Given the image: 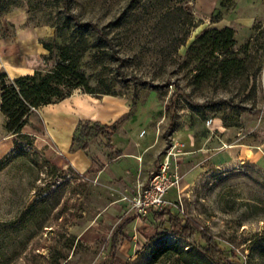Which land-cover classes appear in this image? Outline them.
<instances>
[{
    "label": "rangeland",
    "instance_id": "obj_1",
    "mask_svg": "<svg viewBox=\"0 0 264 264\" xmlns=\"http://www.w3.org/2000/svg\"><path fill=\"white\" fill-rule=\"evenodd\" d=\"M180 5L178 0H70L81 20L97 23L113 40L124 58L121 77L107 44L68 18L61 0H0V35L11 32L13 24L5 18L13 12H22L27 25L56 26L47 38L52 53L42 56L37 68L51 69L61 50L79 57V69L96 95L108 91L138 105L133 127L148 130L141 141L154 132L152 147L141 153L118 127L113 139L122 149L118 157L106 138H88L93 164L79 172L53 159L43 122L37 109L31 110L19 146L0 158V264H214L198 250V235L172 230L150 213L144 221L128 220L140 186L169 152L168 165L179 183L167 198L179 213L238 264H264V166L229 161L219 150L239 143L264 150V33L257 34L264 31V0H219L211 21L228 18L232 48L245 59L243 73L229 78L211 65L195 75L199 61L187 56V46L205 27L200 29L193 0L185 4L189 17ZM80 92L84 86L71 91Z\"/></svg>",
    "mask_w": 264,
    "mask_h": 264
},
{
    "label": "trees",
    "instance_id": "obj_2",
    "mask_svg": "<svg viewBox=\"0 0 264 264\" xmlns=\"http://www.w3.org/2000/svg\"><path fill=\"white\" fill-rule=\"evenodd\" d=\"M61 1L63 12L68 18L73 19L78 26L90 27L97 33L98 38L102 39L105 44H107L111 56L117 61L116 72L123 77L124 71L121 69V66L124 63V58L116 50L113 40L97 25V23L91 20H81L79 16L70 9V0ZM178 2L181 4L179 9L183 10L184 15H190L185 7L187 0H178ZM216 13L217 10L210 15V19H212ZM189 19L191 20V16ZM50 25L53 26L56 31V26ZM187 29L186 32L188 31ZM258 33L263 35L264 31H260L259 29L257 34ZM233 35V29L230 26L224 25L223 27H205L194 36L187 46V56L199 61V71L195 74L196 76L204 75L203 71H206L208 68L207 65L213 66V72L216 74L219 73L221 77L225 78L240 76L243 73L245 69V59L238 56L237 50L232 48L235 43ZM183 41L184 37H182L180 42L183 43ZM42 43L47 50L44 55H51V42L43 40ZM249 44L250 42H246L244 46L247 47ZM262 47H264L263 44ZM78 59L79 57L61 50L52 68L45 72L37 68L33 73L20 74L10 80L6 79L7 74L5 72H0V111L6 118V130L14 137V149L19 146L17 137L23 134L21 130L28 122L31 110L37 109L48 103L57 102L69 96L72 89L76 86H84L85 92L96 95V91L88 85L84 73L79 69ZM131 79L140 83L150 82L147 79L137 76H132ZM174 85V92L176 93L179 88L176 84ZM104 93L112 94L108 91ZM120 121L121 120H116L110 124H104L97 121L80 120L75 127L70 149L73 150L78 147L88 152V138L97 136L106 138L107 146L112 147V137ZM169 127L170 129L173 127V122L170 123ZM167 135L168 133L165 134L166 139ZM120 153L119 149L114 150L115 155ZM100 168L101 167H99L98 170ZM150 214L154 220L167 221L170 229L178 231L181 234L187 236L191 234L198 235L200 240L197 247L198 250L214 264H238L231 256L223 252L216 240L208 237L204 232L198 229L195 224H192L188 217L182 216L178 208L175 207V204L164 206L160 210L151 211ZM135 217L136 216L132 214L128 216V220L132 221ZM138 218L141 221L145 219L144 216ZM113 247L114 243L111 244V248Z\"/></svg>",
    "mask_w": 264,
    "mask_h": 264
},
{
    "label": "crops",
    "instance_id": "obj_3",
    "mask_svg": "<svg viewBox=\"0 0 264 264\" xmlns=\"http://www.w3.org/2000/svg\"><path fill=\"white\" fill-rule=\"evenodd\" d=\"M197 12L201 15V28L222 27L227 25L228 18L220 17L219 21H211L210 15L217 10L219 0H193ZM13 24L11 32L0 35V72H5L9 77L20 74L33 73L42 56L47 52L42 41L47 40L54 32L50 24L27 25L22 12H13L5 18ZM138 105H131L128 98L115 95H93L80 92L71 93L69 96L53 103H48L37 108V114L43 122L44 135L51 143L50 153L54 160L60 163H70L77 171L86 172L92 164V159L83 149L76 147L71 150V140L77 123L82 120L97 121L110 124L121 120L118 127H122L134 141L137 152L143 153L154 137L148 141H141V137L148 130L142 126L134 129L137 123ZM128 117L124 120V117ZM151 120V119H150ZM6 118L0 111V158L14 150V137L5 128ZM117 130V129H116ZM144 130V133L141 132ZM24 131V126L21 130ZM116 132V131H115ZM112 137V149L115 147ZM221 155L229 161L252 160L264 166V150L261 145L252 147L245 144H233L227 148H220ZM137 158L142 160V155ZM103 166L99 169L102 170ZM98 170V171H99Z\"/></svg>",
    "mask_w": 264,
    "mask_h": 264
},
{
    "label": "built area",
    "instance_id": "obj_4",
    "mask_svg": "<svg viewBox=\"0 0 264 264\" xmlns=\"http://www.w3.org/2000/svg\"><path fill=\"white\" fill-rule=\"evenodd\" d=\"M169 155L170 152L163 156L159 166L151 171L150 176L140 186L138 194L134 197L132 207L136 217L146 216L151 211L175 204L167 198V192L170 187L179 183V174L170 170Z\"/></svg>",
    "mask_w": 264,
    "mask_h": 264
}]
</instances>
